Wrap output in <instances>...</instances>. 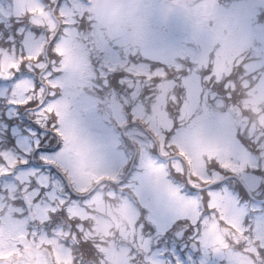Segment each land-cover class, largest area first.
Returning <instances> with one entry per match:
<instances>
[{
    "label": "snow or ice",
    "instance_id": "1",
    "mask_svg": "<svg viewBox=\"0 0 264 264\" xmlns=\"http://www.w3.org/2000/svg\"><path fill=\"white\" fill-rule=\"evenodd\" d=\"M37 3L0 12V264L42 241L67 264H111L109 242L126 264H264V105L244 107L264 93V0L163 5L191 26L179 46L149 33L152 0H121L138 12L119 38L108 0ZM99 202L119 220L104 239Z\"/></svg>",
    "mask_w": 264,
    "mask_h": 264
},
{
    "label": "rangeland",
    "instance_id": "2",
    "mask_svg": "<svg viewBox=\"0 0 264 264\" xmlns=\"http://www.w3.org/2000/svg\"><path fill=\"white\" fill-rule=\"evenodd\" d=\"M163 1L166 2L168 0H152L153 9L148 19H151L157 28L151 29L150 27H148L149 33L151 35L156 36L165 45H169V46H179V45H183L186 42H190L191 26L189 22L185 19V17L181 18V17L176 16L174 12L165 16L164 9H163V5H165V3ZM169 1H173V0H169ZM137 2L143 3L144 0H137ZM178 2L184 3L185 0H178ZM205 2L208 4H211L212 2H214V0H205ZM120 3H121V0H108L107 12L109 14L108 22H110L108 26H109L110 34L114 38H119L120 36L124 35L128 31V29L126 27L121 26V24H116V26L111 25V21H115L117 23L118 21L113 20V18L110 15V10L113 8H121L119 6ZM7 5H8V9L11 11H13V7L17 9L13 11L15 12V14L20 11L25 12L28 9L31 12H34V11H37L39 8L37 0H12L11 2L7 3ZM131 8H134L135 10L134 14L131 16L132 20L131 18L129 19V21H133L132 23L133 25L132 30H133V28L135 27V17L137 15L138 8L136 6H133ZM8 9L5 7L2 8V12H7L9 11ZM4 40L5 38L2 39V36H0V44H3ZM35 51H39V48L37 47ZM65 51L68 52L70 50L65 49ZM69 61L71 62V56H69ZM230 64H231V52L228 49H224L218 55L217 70L227 71ZM244 103L246 104L248 109H251L253 112H257V110L260 111V106L264 105V93H258L256 90H253L252 92L249 93V97ZM189 162L192 163L194 167L202 163L198 155L195 157H189ZM85 175H87V173H85ZM97 207L101 215L97 217V223L95 227L98 232L102 233L101 239H104L105 237L111 235L109 229L112 227V223H110L108 219H105L103 214L107 213V215L111 217V220L115 222L117 225H119V220L112 213L109 206L104 204L103 202H99ZM120 215L124 216L126 215V213L121 211ZM50 242H52V245L54 246L55 253H56V259L63 261L65 257H63L59 251V249L62 246L57 245L54 241H50ZM217 242L222 243L223 242L222 237H218ZM40 245L41 244L36 245V249L39 252V257H37L35 264H47L48 262L47 257L40 249L39 247ZM102 250L105 253L109 254L107 256H109L111 264H126V259H125L123 252H118L115 246L111 242H109V246L107 248H102ZM191 254L193 256V259L197 261L202 255L198 250H193ZM209 264H227V261L222 257H218V256L210 254Z\"/></svg>",
    "mask_w": 264,
    "mask_h": 264
},
{
    "label": "clouds",
    "instance_id": "3",
    "mask_svg": "<svg viewBox=\"0 0 264 264\" xmlns=\"http://www.w3.org/2000/svg\"><path fill=\"white\" fill-rule=\"evenodd\" d=\"M134 8H113L110 10V15L113 18V20H117L120 22L121 26L131 18V16L134 14Z\"/></svg>",
    "mask_w": 264,
    "mask_h": 264
},
{
    "label": "flooded vegetation",
    "instance_id": "4",
    "mask_svg": "<svg viewBox=\"0 0 264 264\" xmlns=\"http://www.w3.org/2000/svg\"><path fill=\"white\" fill-rule=\"evenodd\" d=\"M131 20H132V18H131ZM132 23H133V21H129V20H127V22H125V23L123 24V27H126V28L128 29L127 32H129V31L132 30V27H133ZM147 27H150L151 29H156V28H157V27L155 26L154 22H153L151 19H148ZM244 107H245V108H248V107L246 106L245 103H244ZM258 111H259V110H257V112H258ZM106 255H109V254L106 253ZM68 259H70V258H68ZM108 259H109V256H108ZM109 260H110V259H109ZM56 261H57V259H56ZM61 261H62V260L57 261V264H67V260H66L65 258L63 259L62 262H61ZM82 264H88V258H84V261L82 262Z\"/></svg>",
    "mask_w": 264,
    "mask_h": 264
}]
</instances>
